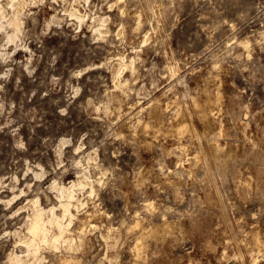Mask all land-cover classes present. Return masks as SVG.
<instances>
[{
	"label": "rangeland",
	"instance_id": "obj_1",
	"mask_svg": "<svg viewBox=\"0 0 264 264\" xmlns=\"http://www.w3.org/2000/svg\"><path fill=\"white\" fill-rule=\"evenodd\" d=\"M108 3H115L117 7L109 10L103 0H91L89 4L93 11L103 5L101 13L112 20L108 25L113 33L111 42L101 43L97 55H86L81 50V45L96 50V45L90 44L92 32L88 27H82L80 38L69 39L64 49L59 48L61 41L57 38H45L44 42L49 49L55 47L63 51L57 65L64 72L62 84H66L69 71L85 66V61L99 65L106 59L120 61L123 57V61L129 63L139 55L145 62L143 67L133 64L138 69L135 79L127 69L121 77V83L129 82L134 91L121 105L125 121L135 120L137 114L143 120L136 133L139 159L133 157L128 162L127 157L124 158L127 181L120 191L126 193L125 196L113 200L109 193H101L98 210L89 206L85 213H78L75 222L85 220V228L82 232L74 230L71 236L74 242L80 243L81 251H64L68 245L63 248L43 245L40 249L43 264H115L117 255H121V264H264V68L257 79H251L250 72L245 70L250 65L237 66V61L229 57L222 65L224 71L216 73L211 60L205 59L212 45H215L213 53L218 54L235 42L234 55L243 53L246 58L245 45H251L256 67L264 65V0H124V3L108 0ZM53 8L58 9L59 5L47 6L39 14L37 19L41 25L55 14ZM29 10L36 11L35 8ZM79 11L84 12V9L79 8ZM86 24L91 25L92 21ZM120 24L125 25V46L114 48L113 44L119 45L115 34ZM137 24L141 25L138 31ZM234 24L237 31L232 34ZM217 25L220 27L213 32ZM26 26L30 27L31 22L26 21ZM155 28L160 30L153 35ZM66 31L72 33L73 30L66 28ZM85 36L88 39H84ZM30 47L35 48V44ZM25 55L22 50L18 51L14 59L21 60ZM47 59L45 56L41 73ZM153 63L155 69L146 71ZM64 64L68 65V70L63 68ZM120 66L116 63L112 67L118 70ZM177 67L180 72L173 76ZM0 71H3L2 65ZM21 74L22 70L16 69L6 84V93H0L6 110L11 104L16 105L10 114L5 111L0 116V125L9 118L15 121L0 132V186L7 185L0 191V200L11 199L13 195L18 197L7 210L0 204V236L4 232H15L26 219L27 210L19 212L17 217H12L11 211L37 198L38 188L47 190L55 179L56 174L50 172V165L55 161L52 148L58 136L66 131L52 105L53 100L64 95V89L41 101L39 94L46 90L42 87L37 97L29 101L34 86L26 77L22 90L14 87L16 77ZM88 75L102 78L101 83L92 86V92L98 88L99 95L117 87L114 71L108 68H96ZM181 77L184 85L176 84ZM141 89L145 90L146 99L135 95ZM204 91L220 96V103L211 104L212 99H205ZM92 92L87 95L91 96ZM115 94L118 98L123 96L121 92ZM204 99L201 107L198 101ZM32 109H35V119H32ZM160 110L164 120L161 124L157 122H160ZM87 122L93 126L99 123ZM183 123L189 128L185 135L169 131L172 125ZM40 124L43 127H39ZM18 125L22 127L18 135L13 136L11 129ZM31 128L36 129L34 137ZM130 130L131 123H128L123 132ZM20 137L27 151L15 147ZM48 137L52 138L50 143L43 144V139ZM44 152L47 155H43ZM36 164L49 171V176L32 184L29 192L25 185L32 183L33 177L31 173L27 176L24 173L29 166L38 171ZM137 171L149 181L139 192L136 191ZM76 177V172H70L60 183L66 185ZM21 191L26 195L21 196ZM38 198L44 208L58 206L51 191H45ZM168 208L174 211L165 215ZM164 220L172 223L168 231L149 228L161 226ZM137 222L143 227L130 232ZM20 231L23 236H9L0 242V264H9V256L13 254H25V246L19 239L27 235L26 227ZM147 235L149 239H141ZM141 244L147 249L143 259H139Z\"/></svg>",
	"mask_w": 264,
	"mask_h": 264
},
{
	"label": "clouds",
	"instance_id": "obj_2",
	"mask_svg": "<svg viewBox=\"0 0 264 264\" xmlns=\"http://www.w3.org/2000/svg\"><path fill=\"white\" fill-rule=\"evenodd\" d=\"M91 0H0V65L3 66V71H0V93H6V84L10 82L13 72L16 69L22 70V74L15 79L14 87L16 90H22L24 78L26 77L29 84L33 85L31 93L28 97L29 101L37 97L40 93V88H46L45 91L39 94V99L43 101L49 97L52 93H58L62 88L64 89V95L61 98H57L52 101L53 107L56 108L58 113L60 125L66 129L63 134L56 139L52 151L55 154V161L50 165V172L56 174L55 179L51 181L47 190L38 188L36 193L37 198L29 200L28 204L15 212L11 213L12 217L19 216V212L26 211L35 206L39 209V195L44 194L45 191H51L53 194L61 192L66 194L72 192L71 197H65V215H68L67 208L72 207V204H68L67 200L71 199L75 201V207L77 213L86 212L89 206L99 208V197L101 193L107 192L111 195L112 199L123 197L126 193L121 192L120 188L127 181V176L124 174V158L127 157L128 162H131L133 157L139 159V137L136 134L137 130L142 126V118L137 114L135 120L125 121V113L122 110L121 105L130 99L134 94V91L129 87V82H120V78L123 76L124 71L130 70L133 73V79H135L138 69L133 68L132 64L124 65L122 59L117 60H105L103 63L97 65L85 61V66H79L74 70H70L66 84L61 82L64 80V72L57 68L63 57V51H57L55 47L49 49L45 45V38L52 39L57 38L61 42L59 44L60 49L67 47L69 39L77 40L81 36L82 27H88L92 32L90 44L96 45V50L91 47L85 48L81 45L86 55H97L100 49L101 43H110V37L113 33L109 30L108 25L112 23L109 16L103 15L100 9L103 5L97 6L95 11L89 8ZM119 3H124V0H118ZM58 4L59 8H53V14L50 18L45 19L43 24L37 19L39 14L47 6ZM103 4H106L109 10L116 8L117 4H109L108 0H103ZM35 8L36 11L32 12L29 9ZM79 8H83L84 12L78 11ZM124 13H121L123 15ZM156 19V14H153V20ZM91 20L92 24H86ZM26 21L31 22V26H26ZM141 27L137 24L136 31ZM220 25L212 29L215 32ZM66 28H71L73 31L69 33ZM55 29L56 31H53ZM159 28L153 29V35ZM125 25L120 24L117 29L116 39L119 41V45L113 44L112 46L121 47L125 46ZM237 31L236 25H233V32ZM88 39V37H84ZM159 42V41H157ZM30 44H35V48L30 47ZM212 45L207 49L209 55L205 59L211 60L214 71L216 73H222L224 71L222 65L227 62V58H232L237 61L239 65H250L245 70L250 72L251 79H257L258 73H261V69L264 65L256 67V62L253 60V49L251 45H245L248 53L245 58L244 54L234 55L236 48L235 42L228 45L223 52L213 53ZM10 49V50H9ZM26 53L23 59H14L15 54L18 51ZM45 56L48 57L46 66L43 72H40L41 65L45 63ZM79 56V52H77ZM195 57L194 59H198ZM116 63H120L121 66L118 70H114L112 66ZM144 61L140 60L139 55L133 61V64H138L140 67L144 66ZM155 63L152 64L150 69L146 71L151 72L155 69ZM63 68L68 70V65L64 64ZM96 68H108L109 71H114V81L117 85L114 89L105 91L102 95H99V89L96 92H92V86L101 83V77H92L88 75ZM180 72L179 67L173 72V76L178 75ZM264 75V74H262ZM184 79L181 77L176 81V84L184 85ZM107 88V84H104ZM153 89L156 88V84H153ZM175 87V84L172 85ZM172 88L169 89L171 91ZM150 91V90H149ZM92 92L91 96L87 93ZM121 92L123 96L118 98L115 93ZM141 100L146 99L147 95L144 89H141L140 93H135ZM81 98H85L84 102L77 103ZM16 105L11 104L7 110L5 103L0 99V116L7 111L9 114L15 109ZM32 119H35V109H32ZM47 115V113H45ZM74 116L77 119H74ZM87 121H98L99 123L93 126ZM15 121L7 119L6 123L0 125V132L4 128L14 124ZM131 123V130L127 133L123 132V129ZM43 127V124L38 125ZM20 127L18 125L11 129L13 136H17ZM31 135H36V129H30ZM51 137L43 139L42 143L48 145L51 141ZM21 151H27L26 143L23 137H20L15 145ZM129 147L132 151L129 152ZM255 150V149H254ZM43 155H47L44 152ZM38 171H33V167H27L24 175L32 174V183L25 185V188L30 192L32 191V184L37 181H43L45 177L49 176V171H46L40 164L34 166ZM142 171V170H141ZM164 171L163 169L161 170ZM70 172L77 173V179L75 183L70 182L69 188H63L61 186V178ZM15 180V177L12 178ZM215 179V177H214ZM136 191L149 183L141 175L140 171L135 174ZM7 185L0 186V191ZM250 187V186H246ZM20 195H26L24 191L20 192ZM18 199L16 195H13L11 199L0 200V204L7 210L11 207L12 203ZM49 211H55V209H49ZM173 208H168L165 211V215L169 212H173ZM97 214L99 212L97 211ZM10 218V217H6ZM22 219V218H21ZM76 217L72 216L71 220H75ZM30 221H23L17 227L15 232H4L0 236V242L6 241L9 236H23L20 231ZM70 222L68 224L70 225ZM140 225H135L133 229H129L130 232H134L135 228H139ZM67 226L63 229L67 232ZM116 232V230H113ZM118 235V233H117ZM150 237L142 236V240H147ZM167 238V237H165ZM69 247L64 248V251L79 252L81 251V245L78 242L66 241ZM76 244L75 247L72 244ZM121 243V241H117ZM63 248V243L60 245ZM59 250V249H58ZM15 251V249H14ZM147 249L143 244L140 245V257L143 259L144 253ZM23 255V253L21 254ZM31 255V253L29 254ZM160 259V257H155ZM19 260L20 257H15ZM121 255L115 257V264H121ZM152 259V257H150ZM48 264V262H44Z\"/></svg>",
	"mask_w": 264,
	"mask_h": 264
},
{
	"label": "bare ground",
	"instance_id": "obj_3",
	"mask_svg": "<svg viewBox=\"0 0 264 264\" xmlns=\"http://www.w3.org/2000/svg\"><path fill=\"white\" fill-rule=\"evenodd\" d=\"M79 11V9H78ZM120 59H122V63L124 65H128V64H132V67L134 68L133 66V62L130 60L129 63H126L125 61H123V57H121ZM127 61V60H126ZM120 82H121V78H120ZM116 84V83H115ZM207 84V83H206ZM209 85V84H207ZM207 87H205L206 89ZM204 89V88H203ZM205 92V91H204ZM200 93V92H199ZM117 95V94H115ZM199 95V94H198ZM201 95V94H200ZM199 95V96H200ZM119 97V96H117ZM157 98V97H156ZM205 99H212V102L211 104H217V103H220V96H216V95H213L212 93L206 91L205 92ZM204 100H196L199 102V105H204ZM193 100H195L193 98ZM157 101V100H156ZM167 101V100H166ZM194 101V102H196ZM155 102V101H153ZM158 102V101H157ZM174 104V100H173V103ZM195 104V103H194ZM197 104V102H196ZM150 105V103H149ZM171 105V104H170ZM200 105V106H201ZM159 106V105H158ZM180 106V105H178ZM195 106V105H194ZM160 107V106H159ZM158 107V108H159ZM203 107V106H201ZM201 107H197L196 105V108H200L202 109ZM161 108V107H160ZM167 108V106H166ZM205 108V107H204ZM208 108V107H207ZM176 109V107H175ZM141 110V109H140ZM156 110V108H155ZM166 110V109H165ZM174 110V109H173ZM211 110V108H210ZM219 111V110H218ZM139 112V110H138ZM162 113L163 111L160 110V113H159V118H160V122L157 121L158 123H163L164 120L162 119ZM176 113V112H175ZM213 113V111H212ZM149 114L151 115L152 113L149 112ZM200 114V113H199ZM153 115V114H152ZM204 115V114H203ZM208 118V117H207ZM221 119V118H220ZM170 120V119H169ZM168 120V121H169ZM208 120V119H207ZM143 121V120H142ZM213 122V121H212ZM146 123H149V122H146ZM130 124V123H129ZM159 124V125H160ZM151 125V124H150ZM149 126V125H148ZM145 128V126H144ZM149 129V128H148ZM169 129V128H168ZM167 129V130H168ZM161 130V129H160ZM166 130V131H167ZM189 128L188 126L183 123V124H179V125H172L169 129V131L172 133V132H176L179 136H181L184 132L188 131ZM166 131L164 133H166ZM190 133V132H189ZM169 134V133H168ZM174 134V133H173ZM176 134V135H177ZM185 135V133L183 134ZM182 135V136H183ZM178 136V137H179ZM180 138V137H179ZM151 144V143H150ZM215 147V146H214ZM163 173V172H162ZM76 179H72L68 182V184L64 185V184H61V186L63 188H69L70 187V182L72 183H75L76 182ZM172 184V183H171ZM72 192H69V193H66V194H62L61 192H56L54 194V196L57 198L58 200V206L55 207L54 205H51L47 208H44L42 207L40 204H39V209H37L35 206H33L32 208H30L29 210H27V215H25V221H30L29 223L26 224V232H27V235H25L23 237V239H19L25 246V254L23 255H18V254H13L11 256H9V264H43V256L40 254V249L42 248L43 245H48V246H51V247H54V248H58L59 245H61V243H63V245H68V243H64L66 241H70V242H74L75 239L73 238L72 233L74 230H79V232H82L83 228H85V223L86 221L85 220H82V219H79V223L76 224L75 220L78 219V213L76 211V207H75V201L74 200H71V199H68L67 200V203L68 204H72L73 206L72 207H68L67 208V212H68V215H65V208H66V203H65V197H71L72 196ZM33 199H36L35 197L32 198V199H29V200H33ZM28 200V201H29ZM28 201L25 205L23 206H19L17 207L15 210H12V212H15L21 208H24L27 204H28ZM151 207V206H150ZM49 209H55V211H49ZM85 213V212H84ZM87 215H90V214H87ZM72 216H75L76 219L75 220H71V217ZM137 218V217H136ZM89 219V218H88ZM70 222V225L68 224V222ZM140 221V220H139ZM163 222V221H162ZM135 225H140L138 222L135 224ZM67 226L68 230L67 232H64L63 229ZM89 226V225H88ZM133 227V226H132ZM143 227V226H142ZM140 227V228H142ZM172 227V223L168 220H164L163 224L161 226H157V225H153L149 228H152L153 230H158L157 228H164V229H168L170 228L171 229ZM90 228V227H89ZM148 228V229H149ZM151 229V231L153 232V230ZM86 230V229H85ZM147 231V230H146ZM145 231V232H146ZM85 232V231H84ZM83 232V233H84ZM143 231H141L142 233ZM77 233V232H76ZM83 233H81L83 235ZM147 233V232H146ZM150 234V232H149ZM154 234V233H152ZM81 235V236H82ZM145 235V234H144ZM80 236V234H79ZM148 236V235H147ZM83 237V236H82ZM85 238V237H84ZM83 238V239H84ZM89 239V237H88ZM82 240V239H81ZM77 242V241H76ZM90 242V241H89ZM88 242V243H89ZM137 242V241H136ZM139 242V241H138ZM84 243V242H83ZM258 243V242H256ZM90 244V243H89ZM73 245V244H72ZM83 245V244H82ZM88 245V244H87ZM256 245V244H255ZM259 245V243H258ZM83 247V246H82ZM140 248V247H139ZM135 249H137L135 247ZM258 251V250H257ZM69 252V251H68ZM31 253V255H29ZM69 254V253H68ZM15 257H20L19 260H16Z\"/></svg>",
	"mask_w": 264,
	"mask_h": 264
}]
</instances>
